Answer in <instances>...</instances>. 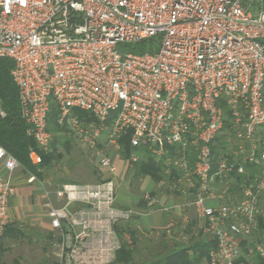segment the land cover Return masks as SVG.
Masks as SVG:
<instances>
[{"label":"built area","instance_id":"obj_1","mask_svg":"<svg viewBox=\"0 0 264 264\" xmlns=\"http://www.w3.org/2000/svg\"><path fill=\"white\" fill-rule=\"evenodd\" d=\"M145 41L148 50L132 51ZM0 59L13 63L20 117L36 144L31 164L40 166V153L50 149L55 105L57 124L73 129L103 173L97 183L63 184L59 206L42 191L56 264H115L122 245L131 244L120 226L154 212L149 194L141 200L147 213L117 202L105 148L119 152L128 133L131 148L147 147L164 160L159 187L192 196L187 206L199 231L216 243L208 264H238L264 192V0H0ZM221 100L234 137H226L231 161L220 159L212 172L211 144L225 122ZM73 110L90 115L91 130ZM139 158L131 153L130 173ZM248 164L260 173L243 182L241 199L210 205L213 184L245 174ZM22 173L27 184L43 186L0 146V239ZM256 251L264 259V248Z\"/></svg>","mask_w":264,"mask_h":264},{"label":"rangeland","instance_id":"obj_2","mask_svg":"<svg viewBox=\"0 0 264 264\" xmlns=\"http://www.w3.org/2000/svg\"><path fill=\"white\" fill-rule=\"evenodd\" d=\"M72 116L81 122L86 130L92 129L93 120L82 121L73 114ZM61 127L66 129L61 135L67 140V145L66 147H58V153L61 155L60 161L48 169L34 166L36 172L41 174V177H37V179L41 181L43 186L34 183L29 186H20L18 189L21 201L16 211H11L12 222L10 224L18 229V233L1 238V245L4 248L1 264H56V255L49 245V234L46 233L43 220L36 213L38 211L40 214L43 211L39 208L41 205L37 204L38 198L36 200L35 197L40 196L41 198L40 191L45 190L49 193L54 205L59 206L61 204L59 192L63 184L68 181L97 183V178L102 175V172L97 168V163L92 152L81 143L73 129L71 130L67 125ZM28 137L31 138L30 136ZM229 138L230 136L227 135V140ZM102 145L103 141L101 140L98 142V147H102ZM105 149V153L110 158L112 166L115 167V174L118 177L116 182L118 187L117 202L121 205H129L138 212H143L142 205L139 202H141L145 194L150 195V190L156 193V184L152 189H145L142 187L144 184L142 180L131 179L130 181H123L121 175L125 162H123L118 152L110 148ZM18 177L21 180H25L26 174H19ZM141 187L145 189L146 193L143 194L139 191ZM160 188L161 194H164L166 191L171 192L165 186ZM140 218V216L133 217L130 222L122 225L129 227L130 224L131 226L138 224L140 226L139 230H135V232L137 231L136 237L139 244L137 243L138 249L134 254V261L138 264H147L159 258L164 253V248L161 245L160 236L154 230H142L143 226L140 223ZM130 228L133 229L132 227ZM181 240L186 242V239H182V235ZM168 244L166 245L167 249L171 248L170 243Z\"/></svg>","mask_w":264,"mask_h":264},{"label":"trees","instance_id":"obj_3","mask_svg":"<svg viewBox=\"0 0 264 264\" xmlns=\"http://www.w3.org/2000/svg\"><path fill=\"white\" fill-rule=\"evenodd\" d=\"M151 41H145L132 47V51L135 53H142L149 49ZM13 67V63L8 59H0V110L3 111L4 116H0V146L5 148L12 156H14L20 165L26 169V171L34 174L36 177H41V174L36 172L35 167L31 164L28 154L31 149H36V144L33 139L26 135L27 126L24 124L19 113V101L18 91L10 76V71ZM224 115L225 122L222 131L215 137L211 144V166L212 172L216 169L217 163L220 159L225 158L228 162L231 161V155L226 150L225 138L227 135L234 137L233 130L229 123V111L224 101H220ZM58 110L55 105H51V109L47 119V129L52 134L53 140L50 145V149L47 153H40L41 164L44 169H48L53 164L58 163L61 159V155L58 153V147H66L67 140L61 133L65 132V128L57 124ZM76 118L82 121L93 120L90 115L81 110H73L72 113ZM111 115L108 118L107 124L109 125ZM121 150L118 152L123 161H127L131 153L140 155L137 162L133 164L132 180H139L143 178L151 179L155 184H159L164 179V160L157 161L154 156L150 154L147 147L131 148L129 142V133L122 136L119 140ZM189 166L193 165L194 155L190 151L188 153ZM253 165V164H252ZM246 166V171L249 172V176L252 178L253 174L260 173V169L255 166ZM257 174V175H258ZM176 173L172 171L171 177H175ZM232 177L237 182L246 178L245 175H238L236 172L232 173ZM103 173L97 179L101 181L103 179ZM67 183L83 184L79 181H68ZM150 196H153L151 193ZM144 205L142 202L140 203ZM18 233V229L13 225L8 226L2 237L13 236ZM127 234L131 238V244H123L120 251H118L115 264H138L134 261V254L137 252V237L136 233L127 225H121L119 228V235ZM139 244V243H138ZM159 258L153 260L147 264H198L200 260L205 259L209 261V253L216 249V243L213 240L208 242H194L190 247H182L177 251H166ZM190 249L193 252V256L188 254ZM4 253V248L1 245L0 239V264ZM259 264H264V261H260Z\"/></svg>","mask_w":264,"mask_h":264},{"label":"crops","instance_id":"obj_4","mask_svg":"<svg viewBox=\"0 0 264 264\" xmlns=\"http://www.w3.org/2000/svg\"><path fill=\"white\" fill-rule=\"evenodd\" d=\"M225 143H227V140L225 138ZM228 150V148H226ZM231 151L228 150V153ZM125 162L123 166V172H122V180L124 181H130L132 177V173L126 169L125 166H128L127 161ZM97 163V162H96ZM252 164H248L245 166H249ZM98 166V164H97ZM252 166L258 167L260 169L258 164H253ZM260 171V170H259ZM258 173H254L253 177L251 178L249 176V172L246 171L245 168V175L246 178H243L242 181L237 182L236 179H234L231 176V180L228 183H219L215 182L212 186V199L209 200L210 205H217L220 202L232 200L233 202L239 201L241 199V185L245 180H252ZM19 174L15 175L13 183L15 187V194L10 200V208L11 211H16L20 204V198L18 195V189L20 186H29L30 184H27L25 180L19 179ZM115 181L117 182V176L115 174ZM143 181V188H154L155 183L149 179V178H143L139 179ZM140 188L141 193H146L145 189ZM33 188V187H30ZM156 193L154 191L150 194H153V199L156 201L154 212L150 214H146L144 216H141V226L143 231H149L154 230L156 234H158L161 238V245L162 247H166V245H169L170 243L171 248L166 247L167 251L173 252L181 249L182 247H188L192 246L194 242H208L210 241L209 238H206L201 234V232L198 229L197 226V217L195 214V211L193 208L187 206V203L192 199L191 195H184L181 193H173L166 191L164 194H161L159 185L156 184ZM41 198L35 197L37 200L38 198V205L43 212L39 214L38 211L36 213L38 214L39 218H41L44 222V225L46 227V233L49 234V225H48V218H47V212L46 209L43 207L44 203V197L43 192L40 191ZM37 195V194H36ZM219 196H222L223 199H218ZM141 202H139L140 204ZM138 204V205H139ZM140 206V205H139ZM142 211L147 213L148 207L146 205L142 206ZM145 210V211H144ZM258 216L256 219L257 228L255 232L251 235V237L247 240L241 241L240 249H241V255L238 260V264H259L260 261H264L263 258L259 257L256 249L257 247L262 246L264 248V192L260 195L259 201H258ZM34 213V211H33ZM139 220V221H140ZM134 223V222H133ZM136 225V226H135ZM129 225V227H132L133 231L139 230L140 226L138 224ZM138 225V227H137ZM137 232V231H136ZM135 232V233H136ZM157 235V236H158ZM186 239V242H183L181 240ZM190 257H192L193 252L190 249V252L188 253ZM198 264H208V262L205 259L200 260Z\"/></svg>","mask_w":264,"mask_h":264}]
</instances>
